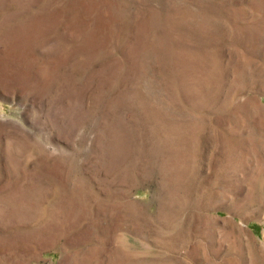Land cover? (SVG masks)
<instances>
[{"label":"rangeland","instance_id":"374dc122","mask_svg":"<svg viewBox=\"0 0 264 264\" xmlns=\"http://www.w3.org/2000/svg\"><path fill=\"white\" fill-rule=\"evenodd\" d=\"M0 264H264V0H0Z\"/></svg>","mask_w":264,"mask_h":264}]
</instances>
